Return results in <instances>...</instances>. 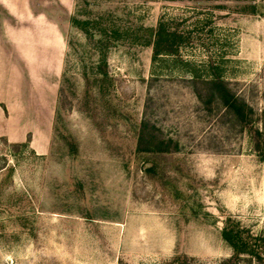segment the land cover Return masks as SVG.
<instances>
[{"label": "rangeland", "instance_id": "1", "mask_svg": "<svg viewBox=\"0 0 264 264\" xmlns=\"http://www.w3.org/2000/svg\"><path fill=\"white\" fill-rule=\"evenodd\" d=\"M64 2L61 71L0 98V264H219L226 225L264 236V162L189 83L224 79L264 132V0ZM159 24L177 54L152 56ZM144 113L179 151L137 152Z\"/></svg>", "mask_w": 264, "mask_h": 264}, {"label": "trees", "instance_id": "2", "mask_svg": "<svg viewBox=\"0 0 264 264\" xmlns=\"http://www.w3.org/2000/svg\"><path fill=\"white\" fill-rule=\"evenodd\" d=\"M252 13L254 6L251 8ZM152 56L162 53L177 54L186 40L184 33L169 30L162 24L151 30ZM189 83L203 109L211 113L221 111V117H231L241 131H247L254 152L264 162V132L258 126L260 117L245 99L231 90L228 82L220 77L210 79L190 78ZM264 113V111H263ZM178 141L166 137L144 113L137 137V152L171 153L179 151ZM147 171L152 168H145ZM222 239L232 248V254L219 264H264V236L251 235L238 226L226 225L221 231ZM193 257L176 255L169 264H190Z\"/></svg>", "mask_w": 264, "mask_h": 264}, {"label": "crops", "instance_id": "3", "mask_svg": "<svg viewBox=\"0 0 264 264\" xmlns=\"http://www.w3.org/2000/svg\"><path fill=\"white\" fill-rule=\"evenodd\" d=\"M52 1L63 9L64 0ZM47 3L0 0V98L18 95L17 81L47 80L49 71L62 69L63 37ZM5 103L0 99V106Z\"/></svg>", "mask_w": 264, "mask_h": 264}]
</instances>
